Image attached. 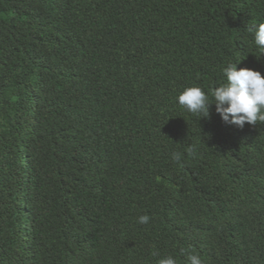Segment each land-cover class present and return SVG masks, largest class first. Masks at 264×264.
Masks as SVG:
<instances>
[{
    "label": "trees",
    "instance_id": "obj_1",
    "mask_svg": "<svg viewBox=\"0 0 264 264\" xmlns=\"http://www.w3.org/2000/svg\"><path fill=\"white\" fill-rule=\"evenodd\" d=\"M262 22L264 0H0V264H264V123L178 103L228 64L264 76Z\"/></svg>",
    "mask_w": 264,
    "mask_h": 264
},
{
    "label": "clouds",
    "instance_id": "obj_2",
    "mask_svg": "<svg viewBox=\"0 0 264 264\" xmlns=\"http://www.w3.org/2000/svg\"><path fill=\"white\" fill-rule=\"evenodd\" d=\"M254 43L264 52V22L255 26ZM222 71L227 82L211 89V99L201 87L191 86L185 88L178 96V103L188 112L201 118L209 116V107L214 102L216 112L222 120L239 128H243L245 123H264V76L259 71L248 68L238 70L237 63L228 64ZM193 151V148L188 149L189 154ZM172 159L179 160L180 154L173 153ZM138 222L148 223L149 216H140ZM187 259L189 264H202L197 254L190 253ZM158 264H176V260L169 256L159 259Z\"/></svg>",
    "mask_w": 264,
    "mask_h": 264
}]
</instances>
